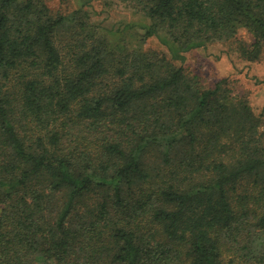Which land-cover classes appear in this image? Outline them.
Returning a JSON list of instances; mask_svg holds the SVG:
<instances>
[{
  "label": "trees",
  "instance_id": "obj_1",
  "mask_svg": "<svg viewBox=\"0 0 264 264\" xmlns=\"http://www.w3.org/2000/svg\"><path fill=\"white\" fill-rule=\"evenodd\" d=\"M120 1L0 0V264H264V113L185 66L262 60L264 0Z\"/></svg>",
  "mask_w": 264,
  "mask_h": 264
},
{
  "label": "rangeland",
  "instance_id": "obj_2",
  "mask_svg": "<svg viewBox=\"0 0 264 264\" xmlns=\"http://www.w3.org/2000/svg\"><path fill=\"white\" fill-rule=\"evenodd\" d=\"M54 11L65 13L85 6L93 13V19L99 22L109 36L118 39L127 24H141L142 16L134 14L128 4L120 0H46ZM140 32L144 30L137 28ZM137 33H134L136 35ZM241 34L250 39L246 29ZM128 40L136 38L128 36ZM147 47L165 49L159 38L151 37ZM186 57V69L199 74L205 86H215L218 80L229 77L237 93L247 95L255 110L264 113V57L260 61L248 62L240 59L236 53L225 52L221 43L212 44L208 48H195ZM264 128V126H263Z\"/></svg>",
  "mask_w": 264,
  "mask_h": 264
}]
</instances>
